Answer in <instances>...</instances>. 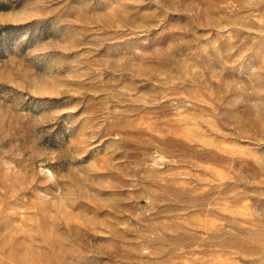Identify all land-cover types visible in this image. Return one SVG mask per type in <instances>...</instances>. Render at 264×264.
Listing matches in <instances>:
<instances>
[{
    "label": "rangeland",
    "instance_id": "obj_1",
    "mask_svg": "<svg viewBox=\"0 0 264 264\" xmlns=\"http://www.w3.org/2000/svg\"><path fill=\"white\" fill-rule=\"evenodd\" d=\"M0 264H264V0H0Z\"/></svg>",
    "mask_w": 264,
    "mask_h": 264
}]
</instances>
